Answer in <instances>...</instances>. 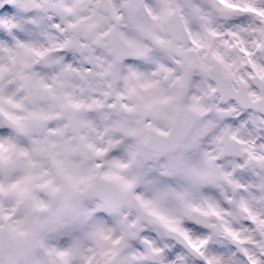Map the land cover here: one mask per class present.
<instances>
[{
  "label": "clouds",
  "instance_id": "obj_1",
  "mask_svg": "<svg viewBox=\"0 0 264 264\" xmlns=\"http://www.w3.org/2000/svg\"><path fill=\"white\" fill-rule=\"evenodd\" d=\"M0 264H264V0H0Z\"/></svg>",
  "mask_w": 264,
  "mask_h": 264
}]
</instances>
